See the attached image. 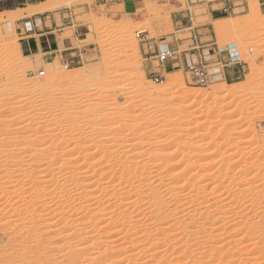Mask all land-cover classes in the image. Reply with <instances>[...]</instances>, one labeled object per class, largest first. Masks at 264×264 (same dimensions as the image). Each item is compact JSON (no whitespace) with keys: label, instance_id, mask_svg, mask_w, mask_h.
Returning <instances> with one entry per match:
<instances>
[{"label":"rangeland","instance_id":"374dc122","mask_svg":"<svg viewBox=\"0 0 264 264\" xmlns=\"http://www.w3.org/2000/svg\"><path fill=\"white\" fill-rule=\"evenodd\" d=\"M47 1L49 0H0V146L7 148L6 150L10 148V154L13 156L18 152L19 155H15L17 160L25 161V158L29 157L26 158L27 161L29 159L40 163L42 158L45 159L43 161L47 160L46 157L51 160L52 155L57 157L56 160L52 156L57 162L58 157L61 160L75 158L82 161L84 156L89 155L87 159L93 161L101 154L119 158L127 153L131 158L129 157L126 163L140 162L142 168L148 163L150 167L161 163L163 165L166 160L163 156L169 151L173 156L164 163L172 164V212L176 216L162 219L160 224L154 226L156 236L152 237L153 240L146 238L144 230H138L126 243L113 242L109 248L110 252H122L110 257L105 254L102 243L115 237L104 232L79 231L80 235L76 239L81 243L78 246L60 249L57 255H54L51 254L52 248L62 245L64 239L49 244L43 240V236L36 235L35 232L17 228V233H11L10 230L2 228L0 264H19L26 258L28 261L33 255L37 264H45L44 260L50 255L56 256L59 264H264V254L261 252L262 249L264 251V14L259 9L258 1L256 0L259 14H251L249 0H234L239 4L234 12L212 20L211 27L206 32L218 48H227L231 44L238 47L240 61H247L241 62L243 74L240 78L227 83L215 81L207 88H200L189 83L184 70H174L172 73L163 74V84H155L161 89L168 84V75L181 78L182 87L167 95H158L146 90L142 84L153 81L152 73L158 71L157 62L151 54L156 48L155 41L173 33L170 15L180 9H187L188 0H112L107 6H100L97 11L89 7L93 0H75L70 6L45 12L51 14L63 10L73 11L77 15L86 6L87 12L75 19L78 23H82L84 15H94V20L84 25L87 28L88 41L96 50L93 56L88 57L76 68L78 70L65 69V66L58 62L44 65L39 56L28 58L20 52L15 22L37 15H27L24 12L31 5L37 6ZM190 1H193L189 7L196 17V23L200 17L208 15L206 4L217 0ZM178 5L180 9L176 8ZM7 9L14 12L2 13ZM8 17L13 18L9 20ZM227 17L233 19V25L225 20ZM107 20L108 25H103ZM119 34L131 35L134 41L136 34L138 35L141 41L136 54L130 43L117 39ZM67 35H70L69 31ZM13 40L17 46L12 45ZM187 44H183L180 49H185ZM17 50L20 53L18 58ZM10 53H14V62L7 58ZM136 60L141 62L142 71L132 75L135 70L130 67L137 64ZM17 64L24 69V74H19L21 78L15 68L18 67ZM52 70L55 71L53 74L71 71L69 74L75 72L76 75L78 71V74L84 72L88 82L82 79L84 83L80 81L82 84L75 89L66 88L64 85L62 87L60 84L54 85L41 96L33 95L36 86L46 82ZM130 70L134 71L131 73ZM39 72H44V75L39 76ZM21 79L27 81V89L32 93L29 99L22 98L21 86L24 85ZM20 84L22 85L19 86ZM226 84L233 85L236 89H244H240L236 98L214 100L215 105L209 104V101L199 104L198 100L190 97L176 100L178 96L195 91L208 94L210 91L226 88ZM82 90L85 91L83 93L87 91L91 94L86 93L87 97L79 98ZM226 91L224 94L228 93ZM60 92L78 97L71 105L66 99H56ZM49 96L55 100L51 101ZM68 105L79 109V113L60 114L61 109ZM212 105L216 106L218 115L201 119L200 115H206ZM196 114L197 117H194ZM230 120H235L236 125H230ZM198 121L203 124L196 128L197 130L192 129ZM226 123L230 127H224ZM212 127L214 130L222 129L211 136L203 137L202 133ZM180 134L185 136L182 138L184 143L181 149H176L172 144L170 148H164V142L168 141L171 135ZM122 137L141 138L152 144L129 146L126 141L120 140ZM235 137L241 141L245 138L253 141L240 143V147H236L231 142ZM32 138L35 143L32 142V145L29 141L31 144H28L26 141ZM16 145L27 152L18 151L20 149ZM11 146L18 149L13 150ZM28 147L30 148L27 149ZM3 150L4 148H0L2 153H9ZM245 151L246 154L238 164L229 165L232 157ZM1 152L0 161L2 159L4 162V158L10 154L4 155L5 153ZM61 152L64 153L61 155ZM30 153L33 154L31 157L35 156L33 160L30 159ZM180 154L184 159L177 163L176 156ZM12 155L9 159H12ZM257 156L260 159L255 161ZM219 159L221 161H218ZM181 194L186 195V200H179ZM2 202L0 201L1 204ZM11 234L14 241L10 239ZM31 234H34L35 238ZM18 235L19 238L16 237ZM254 235H261L262 243L260 240L255 241ZM146 239L149 241L146 244L148 246H139L140 241L144 242ZM92 243L96 246L91 247ZM140 250L143 257L136 259ZM73 254L77 260L72 258ZM69 257L72 258L70 261ZM254 257L258 259L254 260Z\"/></svg>","mask_w":264,"mask_h":264},{"label":"bare ground","instance_id":"6f19581e","mask_svg":"<svg viewBox=\"0 0 264 264\" xmlns=\"http://www.w3.org/2000/svg\"><path fill=\"white\" fill-rule=\"evenodd\" d=\"M74 1L75 0H49L47 1V3H39V5L37 6L31 5L30 7L27 8V10L24 9L26 11L24 13H26L27 15L42 14L48 11L49 12L53 11L55 9L57 10V8H60L62 6H70ZM248 5L249 6L251 5L249 9V12L251 14H254V13L259 14L256 0H249ZM12 12H14V10L7 9V10H4L2 13L10 14ZM22 13L20 14L21 16H22ZM12 18L13 17H8L9 20H12ZM93 20H94V15L92 13H88L82 17L81 22L83 24H89ZM225 20H227V22H229L230 25H233V19L231 17H227ZM211 22H212V19L210 15H204L197 20V22L194 25V28H197L199 30L200 28H202V26L210 24ZM108 23H109L108 20L104 21L103 25H108ZM13 26L14 25L12 24V27ZM136 36L137 38L135 39V41L133 39V36L131 35L119 34L117 39L130 43L133 46L132 47L134 50L133 52L137 53V50L140 47L139 42L141 41V39L138 38L137 34ZM13 44L17 46V43L14 40H13L12 45ZM234 46L237 48L236 45H232V44L229 47L232 48V50H234L233 49ZM16 54L18 58V56H20L19 50H17ZM13 55L14 53H10L8 55L7 58H9L8 59L9 61L12 60V62H14V59L12 57ZM239 59L241 58L239 57ZM136 62L137 64L135 63L136 65L134 64L135 66H132L133 68L130 67V69L135 70L134 74L132 75L138 74L142 71L141 62H138L137 60ZM240 62L246 63L247 61L242 60ZM15 68L18 69V71L15 69L18 75L19 74L21 75L24 71L22 66H18ZM65 69H68V67H65ZM105 69H107V67H105ZM130 71L131 73L133 72L132 70ZM54 72L52 70V73L51 75L49 74L50 76L46 82H41L36 86L33 95L41 96L44 93H47L51 89V87H53L54 85L60 84L62 85V87L64 85L66 88L75 89L79 87L78 86L79 84L88 82L85 80L86 73L84 74V72H81L80 73L81 75L78 74L79 71L76 73V75H75V72H72V74H69V72L71 71H69L68 73L60 72L58 74H53ZM40 74L44 75V72H39L38 75L40 76ZM173 76L174 75H168V84L161 89H158L156 87L155 84L157 83H155L154 81H147L148 84H142V85L144 86L146 90L155 92L158 95H167V94H170L171 92L176 91L180 87H182L181 78L179 79V77H173ZM82 79L83 81L84 80L85 81L83 82ZM164 79H165V76H164ZM25 81L23 80V83H22L24 86H21L22 84H20L19 86L23 87L22 98L28 97L29 99L32 93H30L29 89H27L28 88L27 83H26L27 81L26 82ZM80 81H82V83H80ZM21 82L22 81H20V83ZM226 88H223L224 90L223 89H219V90L213 89L215 91H212V92L210 91L208 94L202 93L200 91H195L190 94L178 96L176 97V100H180V99L182 100V99H185L186 97H190L194 100H198L199 104H205L208 101H209V104H214L215 102L214 100L216 99L223 100L227 97L238 96L237 94L241 91L240 89H244L243 87H239L236 89V87H234L233 85H228V84H226ZM225 89L226 90L229 89V91H226ZM83 91L84 90L80 91L79 98L87 97V95H85L86 93L91 94V92L86 91V93H83ZM225 91L228 93L224 94ZM71 95L72 94L68 96V94H65V92H60L58 96L56 97V99L62 100V101L63 100L65 101L66 99V101L70 102L71 104V103H74L75 99L78 97V96L74 97L73 95L72 96ZM50 98H47V99H50ZM51 99H52L51 101L55 100V98L54 99L51 98ZM71 105H68L66 108L61 109L60 114L66 115V114L79 113L80 110L78 109L79 110L78 111L77 108L70 107ZM214 105H212L213 107H210L211 109L210 111L206 113V115L204 116L200 115L201 116L200 118L208 119L210 117H215V115L218 112H217L216 106ZM232 112L233 111H231V113ZM231 113H228V114H231ZM194 117H197V114ZM231 121L232 120H230V123L228 122L230 125L231 124L236 125V123L234 124L235 120H233L232 122ZM181 123L182 122H180V125ZM202 124L203 122H199L195 126L193 125L194 127L193 128L191 127V128L192 129L195 128L194 130H197ZM229 124L226 123V125H223V126L224 127L226 126L228 128L230 127ZM238 124L240 125V123H237V125ZM191 128L189 129L191 130ZM212 128L205 130L202 133V136L203 137H208L209 135L211 136L212 133L216 131L218 132L219 130L222 129L220 128V129L214 130V128L213 129ZM183 136L184 134L183 135L182 134L171 135L170 138L167 139L168 141L164 142V148H170V144H172L176 149H181L182 144L184 143V139H182ZM195 136L194 138H196ZM33 139L34 138L29 139L26 142H28V144H31L32 142L35 141ZM234 139H235L234 141H232L233 139L232 140L230 139V140L234 146L236 145V147L240 143L242 144L243 142L253 141V139L245 140L247 138H245L244 141L243 140L241 141V139L238 140L239 138L236 139V137ZM120 140L126 141L127 145L129 146H136V145L145 146V145L152 144V143H148L146 141L141 140V138L126 139V137L125 138L122 137L120 138ZM34 143H32V145ZM255 143L256 142H254V144ZM262 143H264L263 140H262ZM12 146H11V149L13 150L16 149V148H12ZM199 146L198 148H201ZM30 147H28L27 149H29ZM238 147H240V145H238ZM0 148H4L3 151L7 149L1 146ZM251 148H253V146ZM9 149L6 151H9ZM19 149L20 150L18 151H21V152H25L26 150L24 148L23 149L19 148ZM21 149L24 151H22ZM38 149H42V148H37V150ZM243 149H245V147ZM246 151H247V148H246ZM246 151L244 153L243 152L238 153L234 157H232L229 165L233 166V165L238 164L243 158V156L246 154ZM7 153L3 152L2 154L6 155ZM17 153L16 154L14 153V154L18 156L19 154ZM62 153L64 152H61L60 154L62 155ZM2 154H1V158L3 156ZM8 154H10V151ZM11 155L12 154L7 155L6 157L8 158L7 162L5 161L6 158H4L5 159L4 162H2V159L0 161V201H3L2 204L0 203V230L2 228L3 229L6 228V230L7 229L10 230L12 233L13 231L15 232L17 228H23L25 230H29V232L31 233L35 232L37 233L36 235L43 236L44 237L43 240H45L49 244L54 243V241L57 242L61 239H64L62 245H58L52 248L51 252L53 253L51 254L56 253L57 255L60 249L78 246L81 243L80 240L76 239V237L80 235L79 231L89 230L91 232L92 231L93 232L94 231L104 232L106 235L111 236V237L114 236L115 237L114 239L110 238V239L104 240L102 243V246L105 248V254H107L109 257L113 255L116 256L119 252H122V251L115 250L114 252L111 253L109 248L113 242L126 243L130 237L134 236L135 233L138 232V230H144L145 231L144 234H146V238H148L149 240L151 239L153 240L154 238L152 237L156 236L155 235L156 230L153 229L154 226L156 227L157 224H160V222H162V219L165 220V219H169L171 217L176 216V214L172 212V206L174 205L172 203L173 199L171 196L173 185H174V180H173V177L171 176V170H170L172 164L170 162L164 163V161H169V158L173 156V153L171 154V152L169 151H166L165 155L163 156V158L164 157L166 158V160L163 161V165L161 163V165L160 164H158V166L155 165L156 167H154V165L150 167L151 165L149 166V163L148 165L147 163H145L147 166L142 165L144 166L143 168L141 167L142 163L140 162L139 163H126L127 159L129 157L131 158V156L130 155L128 156L127 153L122 154L119 158H117L116 156H111V155L106 156L104 154H101L97 160H93V161H91V159L90 160L87 159L89 155L86 157L84 156L82 158L83 160L81 159L82 161L75 160V158L74 160L68 159L67 161L63 159L61 160L58 157L59 161L57 162L53 160V157H54L53 155H52L53 157L51 156L52 158L51 160H50V157L48 158L46 156H42V157H46V159L47 160L49 159L51 162L50 161L47 162V160L43 161L45 159L41 157L42 158L41 163L39 161L33 162L31 160L30 162L29 159L27 161L26 158H29V157H26L25 161H21V159L17 160L15 155H14L15 157L12 155L13 156L12 159H9ZM25 155L28 156L27 154ZM31 155L33 154L30 153V157ZM37 155H40V154L37 153ZM34 157L35 156H32L30 159L33 160ZM253 157H251L252 160H253ZM38 158L40 159V157ZM54 158H56L57 160V157H54ZM258 158L260 159V157L257 156L255 158L256 159L255 161H258L259 160ZM176 159L178 160L177 163H179L180 161L184 159V156L182 154L177 155ZM252 160H250V162ZM42 161L46 163H43ZM218 161H221V160L219 159ZM180 198H179L180 201L186 200V195L181 194ZM46 230H49V231H46ZM15 233H17V231ZM261 235H257V236L254 235L255 237L253 239L254 240L256 239L255 241H258L263 236ZM16 237L19 238V235ZM71 237L73 239H70ZM33 238L35 237L33 236ZM10 239L12 241L15 240V239L13 240L12 234L10 235ZM146 240L144 241L145 243L143 242V240L140 241L139 246L148 244L149 241L148 240L146 241ZM263 240L264 239L262 238V241ZM90 246L94 247L96 246V244L92 243ZM261 249L262 248H260V250ZM136 250H138L137 247H136ZM154 251L152 252L155 255ZM261 252H263L264 254L263 249ZM139 253H137L139 257L135 255L136 259H140L141 257H143L141 250ZM54 255L52 256L50 255L51 257L49 256L47 260H44L45 264H59L56 256ZM74 255L75 254L72 255V258L76 259ZM33 256H30V259L28 261H26L27 258L25 256L26 259L25 258L24 259L26 263H24L25 262L24 260H22V262L20 263L37 264L35 262L36 260L33 259ZM70 257L68 258L69 261L70 259H72ZM259 258H261V256H259ZM255 259H258V258L254 257V260ZM38 261L39 260H37V262ZM99 264H103V263L100 262Z\"/></svg>","mask_w":264,"mask_h":264},{"label":"crops","instance_id":"0c3cea01","mask_svg":"<svg viewBox=\"0 0 264 264\" xmlns=\"http://www.w3.org/2000/svg\"><path fill=\"white\" fill-rule=\"evenodd\" d=\"M109 1L112 0H93L89 7L97 11L100 6H107ZM257 1L261 13L264 14V0ZM189 5H192L190 0L187 1V9L183 10L180 9V5L176 6L180 10L172 12L170 15L173 33L155 41V47L161 44H167L173 49L181 50L182 45L188 43L183 50L188 48L190 43L188 39L190 35L189 30L190 28H194V20L196 18L191 12ZM236 5H238V2L234 0H217L206 4V9H208V15H210L211 19L217 20L225 17V14L233 13ZM86 9V6H84L83 11L78 12L77 15L73 11L60 10L56 13H42L30 18L17 20L15 22V32L19 39L21 54L28 58L39 56L44 65L58 62L63 65H68L70 69L76 70L81 64L77 55L81 54L84 61V59L86 60L88 57L93 56L96 50L95 46L88 41L86 25L75 22L77 16H81L83 12H87ZM26 22L30 23L29 32H25L23 28V24ZM210 27V24H207L199 30L197 29L198 39L203 44L204 50L215 49L216 46L212 37L209 38L208 33H206ZM68 31L70 35H67ZM181 36L185 37L181 38ZM237 48L235 49L237 50ZM142 50L144 49L142 48ZM195 54V52L179 53L177 55L178 62L165 63L161 70L162 74L172 73L174 70H183L186 64L195 57ZM242 71L241 67L237 65L225 69V82L238 80L241 74H243Z\"/></svg>","mask_w":264,"mask_h":264},{"label":"built area","instance_id":"2783aa9c","mask_svg":"<svg viewBox=\"0 0 264 264\" xmlns=\"http://www.w3.org/2000/svg\"><path fill=\"white\" fill-rule=\"evenodd\" d=\"M25 32L30 31V23L26 22L23 24ZM189 45L186 50H178L169 47L167 44H161L156 47L153 54V58L157 62L158 71H154L153 81L157 84H162L164 81V75L162 74V67L167 62L177 63L179 53L195 52V57L191 59L184 67V73L189 80V83L196 84L200 88H207L210 84L215 81L224 80V70L232 66H240L242 64L239 59L238 50L234 46L232 48H218L204 50L203 44L198 39L197 28H190L189 30ZM80 63L86 61L81 54L77 55ZM83 61V62H82ZM68 67V65H64ZM40 76H43L40 74Z\"/></svg>","mask_w":264,"mask_h":264}]
</instances>
